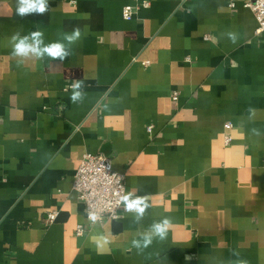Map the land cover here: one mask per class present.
<instances>
[{"label":"crops","instance_id":"1","mask_svg":"<svg viewBox=\"0 0 264 264\" xmlns=\"http://www.w3.org/2000/svg\"><path fill=\"white\" fill-rule=\"evenodd\" d=\"M146 1L126 20L131 0L24 17L0 0V264H264V31L246 0ZM76 27L64 61L12 55L14 33L48 44ZM85 152L146 199L141 219L123 203L87 221L72 186ZM165 218V239L133 247Z\"/></svg>","mask_w":264,"mask_h":264},{"label":"built area","instance_id":"2","mask_svg":"<svg viewBox=\"0 0 264 264\" xmlns=\"http://www.w3.org/2000/svg\"><path fill=\"white\" fill-rule=\"evenodd\" d=\"M149 2L146 0H131L122 8V16L130 20L135 15L138 8H146ZM230 6H234L231 2ZM244 6L250 9L257 20L256 32L264 31V0H246ZM178 94L175 92L173 100H177ZM231 126L227 123V127ZM151 128V127H150ZM149 128V129H150ZM231 137L226 136V143ZM73 189L78 200L84 206L86 219L89 223H105L119 218L120 210L123 206L122 197L126 195L124 174L116 171L112 166L110 157L103 153L85 152L73 176ZM95 214L97 219H90V215ZM56 213L47 215V221L53 222ZM76 235H83L84 227L81 224L76 226Z\"/></svg>","mask_w":264,"mask_h":264},{"label":"clouds","instance_id":"3","mask_svg":"<svg viewBox=\"0 0 264 264\" xmlns=\"http://www.w3.org/2000/svg\"><path fill=\"white\" fill-rule=\"evenodd\" d=\"M48 11V0H17L16 14L24 17L28 14H44ZM44 33L40 30L32 31L28 35L21 36L19 32L14 33L10 41L12 43V55L14 57H36L43 58L44 56L52 59H59L64 61L72 52L69 46L75 45L82 38L81 28H74L71 33L63 35V41H54L48 44L44 43ZM229 38L232 43H236V36L234 33H229ZM66 42V43H65ZM83 81L76 80L71 84L70 101L75 104L82 102L84 93L81 91ZM249 112H255V109L250 108ZM256 131V130H253ZM122 201L125 204L126 210L136 213V219L143 217L146 208L149 206L145 198L137 197L131 198V195H124ZM93 221L97 219L95 214L90 215ZM171 221L165 218L163 221L154 223L148 233L144 234L142 241L133 240V247L147 248L153 240V236L159 237L161 240L165 239L169 231ZM239 264H247V261L241 260Z\"/></svg>","mask_w":264,"mask_h":264}]
</instances>
